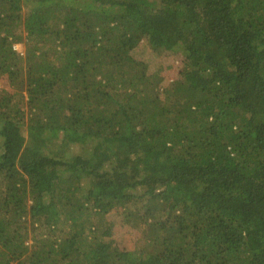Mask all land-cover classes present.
Returning a JSON list of instances; mask_svg holds the SVG:
<instances>
[{"label": "trees", "instance_id": "obj_1", "mask_svg": "<svg viewBox=\"0 0 264 264\" xmlns=\"http://www.w3.org/2000/svg\"><path fill=\"white\" fill-rule=\"evenodd\" d=\"M0 81V264H264V0H0Z\"/></svg>", "mask_w": 264, "mask_h": 264}, {"label": "rangeland", "instance_id": "obj_2", "mask_svg": "<svg viewBox=\"0 0 264 264\" xmlns=\"http://www.w3.org/2000/svg\"><path fill=\"white\" fill-rule=\"evenodd\" d=\"M14 49L20 54H24L25 45L16 44ZM141 51H143L141 59L146 61L150 65L151 69L157 70L158 68L160 74H162L163 78L169 83L174 81L179 76L181 59H179L175 54H169L166 52L164 54L157 53L152 55L150 51L146 50L144 47ZM3 87H5L4 81H0V90ZM107 218L109 222H112V219L115 220L112 225L113 233L111 238L121 250L139 251L143 248V241L141 240V235L139 233L123 228L120 219L116 216L111 215Z\"/></svg>", "mask_w": 264, "mask_h": 264}]
</instances>
